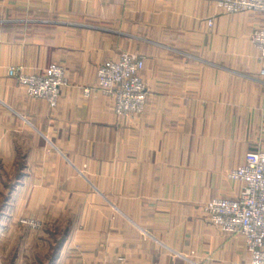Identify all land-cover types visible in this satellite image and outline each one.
Returning <instances> with one entry per match:
<instances>
[{"label": "crops", "instance_id": "crops-1", "mask_svg": "<svg viewBox=\"0 0 264 264\" xmlns=\"http://www.w3.org/2000/svg\"><path fill=\"white\" fill-rule=\"evenodd\" d=\"M220 1L0 0V217L53 235L51 264H250L203 208L237 198L229 174L264 153V16ZM125 53L145 62L136 118L98 91ZM53 64L54 108L8 75Z\"/></svg>", "mask_w": 264, "mask_h": 264}, {"label": "built area", "instance_id": "built-area-1", "mask_svg": "<svg viewBox=\"0 0 264 264\" xmlns=\"http://www.w3.org/2000/svg\"><path fill=\"white\" fill-rule=\"evenodd\" d=\"M219 8L229 14L254 13L264 16V0H222ZM208 25L213 26V21ZM259 60L264 63V25L252 37ZM144 60L134 54H122L98 69V91L115 102V113L136 118L144 114L148 90L143 80ZM264 74V71H263ZM35 100H43L54 108L61 89L67 84L66 72L60 65H51L43 75L26 74L21 67L8 71ZM242 188L235 199H217L207 203L204 214L223 232L240 236L251 254L250 264H264V153L249 156L245 163L229 174ZM33 225V224H32Z\"/></svg>", "mask_w": 264, "mask_h": 264}, {"label": "rangeland", "instance_id": "rangeland-1", "mask_svg": "<svg viewBox=\"0 0 264 264\" xmlns=\"http://www.w3.org/2000/svg\"><path fill=\"white\" fill-rule=\"evenodd\" d=\"M8 189L0 187V208ZM0 223L3 224L0 229V264H51L53 235L45 236L43 229L29 220L8 223L0 217ZM48 240H51L49 246Z\"/></svg>", "mask_w": 264, "mask_h": 264}]
</instances>
